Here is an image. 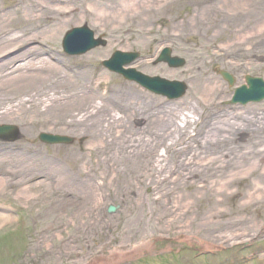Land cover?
<instances>
[{
  "label": "rangeland",
  "instance_id": "374dc122",
  "mask_svg": "<svg viewBox=\"0 0 264 264\" xmlns=\"http://www.w3.org/2000/svg\"><path fill=\"white\" fill-rule=\"evenodd\" d=\"M75 1L82 17L33 60L56 66L79 93L72 118L30 127L0 120L17 132L0 141V156L41 164L11 175L16 186L0 184V264H107L123 239L131 257L115 264H264V101L226 105L245 76L264 80V0ZM84 25L106 46L68 57L62 38ZM38 44L0 56L3 72L29 62ZM164 48L185 65H155ZM115 51L138 52L135 69L184 83L185 95L167 102L107 72L101 62ZM200 70L217 97L194 92ZM40 133L75 142L42 145ZM128 224L137 229L126 234Z\"/></svg>",
  "mask_w": 264,
  "mask_h": 264
},
{
  "label": "bare ground",
  "instance_id": "6f19581e",
  "mask_svg": "<svg viewBox=\"0 0 264 264\" xmlns=\"http://www.w3.org/2000/svg\"><path fill=\"white\" fill-rule=\"evenodd\" d=\"M61 2L70 3V7L56 9L50 5ZM76 6L75 0H16L6 10L0 8V56L14 49L18 50L24 45L39 43L27 52L31 56L30 61L16 67L13 73L5 74L3 68L8 65L0 66V120L19 121L30 127L66 125L65 119L72 118L74 107L72 105L79 102V93L71 89L72 84L56 66L48 64L45 60L35 64L33 60L47 53L50 45L57 42L64 28L82 17L83 13H79V6ZM15 73L16 75L12 76ZM9 76L10 78H7ZM195 76L199 88H193L194 92L204 91L211 98L222 93L215 84L205 79L202 70ZM81 98L84 102L89 99ZM65 99L72 101L63 104ZM71 109L72 111H69ZM145 151L154 152L151 148ZM166 158L162 161L168 162ZM129 162L135 164L137 161ZM166 165L168 166V163ZM40 166L38 159L22 158L9 161L0 156V184L4 188L16 186L11 175L35 174L40 170ZM163 169L166 171L167 167ZM135 229L137 228L134 225L128 224L124 232L129 234ZM130 246L131 241L123 239L114 247V251L119 252L103 262L115 264L127 261V256L131 257L130 253L126 254ZM104 248L106 245L102 246V249Z\"/></svg>",
  "mask_w": 264,
  "mask_h": 264
},
{
  "label": "water",
  "instance_id": "95a60500",
  "mask_svg": "<svg viewBox=\"0 0 264 264\" xmlns=\"http://www.w3.org/2000/svg\"><path fill=\"white\" fill-rule=\"evenodd\" d=\"M92 33L86 28L75 29L67 33L63 42L64 51L69 55H80L97 46H104L105 43L101 40L93 41ZM170 51L164 50L157 63L166 62L170 67H181L184 62L179 59H171L169 57ZM138 58L137 54H121L115 53L113 57L104 62L103 65L110 71L123 75L125 79L135 81L149 91L163 95L168 99H176L183 95L185 87L179 83H168L160 79H149L140 74H137L133 70H122L124 65H129ZM229 85L233 84V79L230 75L224 72L219 73ZM246 83L249 85L247 90L245 87L238 89L235 93V97L232 103L245 104L248 102H259L264 99V83L259 79H251L246 77ZM17 138V132L11 126L0 127V139L6 141H14ZM39 140L47 144H72L73 140L66 137L51 136L41 134ZM114 208L109 207L108 212L113 213Z\"/></svg>",
  "mask_w": 264,
  "mask_h": 264
}]
</instances>
